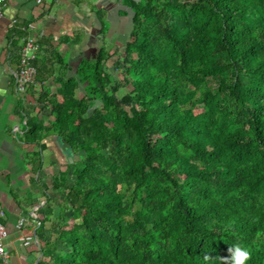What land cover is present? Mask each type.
Masks as SVG:
<instances>
[{"label": "trees", "instance_id": "trees-1", "mask_svg": "<svg viewBox=\"0 0 264 264\" xmlns=\"http://www.w3.org/2000/svg\"><path fill=\"white\" fill-rule=\"evenodd\" d=\"M117 1L121 54L49 45L37 67L53 119L28 117V141L48 129L71 157L37 264H231L235 244L264 264V0Z\"/></svg>", "mask_w": 264, "mask_h": 264}, {"label": "crops", "instance_id": "crops-1", "mask_svg": "<svg viewBox=\"0 0 264 264\" xmlns=\"http://www.w3.org/2000/svg\"><path fill=\"white\" fill-rule=\"evenodd\" d=\"M102 18H98L100 12ZM132 12L117 0H7L0 15V221L6 226L5 249L10 264H37L42 256L38 243L55 234L51 221L38 227L60 190L52 188L51 179L66 169L63 150L56 145L54 133L41 131L40 144L29 142L26 120L35 116L44 126L53 119L48 109L38 102L42 87L54 91L51 78L27 88L25 97L14 89L17 51L26 38L38 43L36 68L48 55L49 45L68 62L77 63L81 55L100 42H123L126 39ZM100 16V15H99ZM108 21L106 34H99L100 22ZM31 24L32 27L28 25ZM64 37L66 40H64ZM86 46V47H85ZM11 49L15 51L10 53ZM47 52V53H46ZM77 54L75 58L73 55ZM38 69V68H37ZM37 74V72H36ZM36 77V76H35ZM44 85V86H43ZM22 98H24L22 100ZM40 158V160H39ZM40 161V169L37 162ZM54 195L56 197H54ZM59 203V200L55 204ZM32 212L36 213V218ZM23 219L20 225L19 220Z\"/></svg>", "mask_w": 264, "mask_h": 264}, {"label": "built area", "instance_id": "built-area-1", "mask_svg": "<svg viewBox=\"0 0 264 264\" xmlns=\"http://www.w3.org/2000/svg\"><path fill=\"white\" fill-rule=\"evenodd\" d=\"M7 0H0V15L2 12V7ZM32 27L31 24L28 25ZM38 48V43L34 38H26L24 44L20 46L17 51L18 55V65L14 71V89L15 92L21 97H25L27 88L35 81V76L37 68L35 66L34 60L36 58V50ZM10 53L14 54L15 51L11 49ZM38 97V96H37ZM34 218H36V213L32 212ZM23 219L19 220L17 225H20ZM7 236L6 226L0 221V264H10L9 253L5 249V238Z\"/></svg>", "mask_w": 264, "mask_h": 264}, {"label": "rangeland", "instance_id": "rangeland-1", "mask_svg": "<svg viewBox=\"0 0 264 264\" xmlns=\"http://www.w3.org/2000/svg\"><path fill=\"white\" fill-rule=\"evenodd\" d=\"M104 24H105V26H107L108 27V21L107 20H104ZM100 40L101 39H98V42L96 43V45L97 46H95L94 45V48L96 49L99 45H101L102 43V41L100 42ZM121 43L122 42H116V41H114V42H112V43H106V45H107V49H108V51L110 52V53H112L114 50H116L119 54H121L122 53V50H123V47H122V45H121ZM86 47V46H85ZM85 54H94L93 53V51L91 50L90 52H86ZM75 58L77 57V54H75V52H74V55H73ZM75 61L74 60H72L71 61V63H74ZM108 63V66H109V69L111 70L112 69V65H113V63L111 62V61H108L107 62ZM111 71H113V70H111ZM115 75H116V77L117 78H120L121 79V74H120V72H119V70H117V71H115ZM54 85H56V83H54ZM130 88V84H128V85H126V86H124V87H122V88H120V91L118 92L120 95L121 94H123L126 90H128ZM77 94L78 95H80L81 94V92L80 91H77ZM126 109H128L127 107H125ZM56 143V142H55ZM56 145L57 146H59L57 143H56ZM60 149V148H59ZM68 157H70V156H68ZM69 183H70V181H68ZM54 197H56L55 195H54ZM59 200V202H60V200H61V197L59 198V197H57L56 199H53V205H55V202L56 201H58ZM72 221L69 219L68 221H67V225H65V228H68L69 227V225H70V223H71ZM55 233V232H54Z\"/></svg>", "mask_w": 264, "mask_h": 264}, {"label": "clouds", "instance_id": "clouds-1", "mask_svg": "<svg viewBox=\"0 0 264 264\" xmlns=\"http://www.w3.org/2000/svg\"><path fill=\"white\" fill-rule=\"evenodd\" d=\"M231 264H246L251 257V252L248 248L242 247L240 244H235L230 247Z\"/></svg>", "mask_w": 264, "mask_h": 264}, {"label": "water", "instance_id": "water-1", "mask_svg": "<svg viewBox=\"0 0 264 264\" xmlns=\"http://www.w3.org/2000/svg\"><path fill=\"white\" fill-rule=\"evenodd\" d=\"M78 62H79V61H78ZM78 62H77V63H78ZM77 63H76V64H77ZM63 147H65V144L63 145ZM68 159L71 160V157H68Z\"/></svg>", "mask_w": 264, "mask_h": 264}]
</instances>
